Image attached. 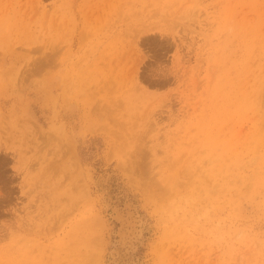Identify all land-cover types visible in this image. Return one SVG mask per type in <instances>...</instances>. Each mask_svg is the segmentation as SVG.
Returning a JSON list of instances; mask_svg holds the SVG:
<instances>
[{
    "label": "rangeland",
    "instance_id": "obj_1",
    "mask_svg": "<svg viewBox=\"0 0 264 264\" xmlns=\"http://www.w3.org/2000/svg\"><path fill=\"white\" fill-rule=\"evenodd\" d=\"M130 206L138 264H264V0H0V264H110Z\"/></svg>",
    "mask_w": 264,
    "mask_h": 264
},
{
    "label": "bare ground",
    "instance_id": "obj_2",
    "mask_svg": "<svg viewBox=\"0 0 264 264\" xmlns=\"http://www.w3.org/2000/svg\"><path fill=\"white\" fill-rule=\"evenodd\" d=\"M180 185L182 186V188H186L188 186V185L186 186V185L179 184V186ZM176 188L177 187H175V186H171L170 188H166L163 184H161V185H159V188L151 187L149 189V191H147L146 196L148 194L150 197L151 193L153 194L155 192H159L160 190H158V189H161V191H160L161 195H159V197H157V198L164 199L165 204L163 207L165 208L166 203H167V206H169L168 207L169 209H175L174 205L176 202V197L178 196V194H180V195L182 194V192ZM150 191H151V193H150ZM124 204H127V203H124ZM159 208H160V206H159ZM134 209H132L130 206V208H128V210H127V213H125L124 211H119L118 213L115 212L117 214V216L114 215V217L118 218L121 221V224H120L119 230L116 232V240L112 246V252L110 253L111 254V257H110L111 259H109L110 264H138V259H136V257L134 256V255H136L134 252H135V249L137 247V244L140 247L144 243L145 238L144 239L142 238V240L140 239V237H141L140 231L141 230L139 228V226H140L139 221H141L140 219H142V218H140V219L138 218V217H140L138 215V213H137L138 216L136 215V213L134 214V212H133ZM166 211H167V209H166ZM113 212H114V210H113ZM176 215H178V214H176ZM145 219H148V218H145ZM143 225H146V224H143ZM148 227H150V226H148ZM143 263H145V262H143Z\"/></svg>",
    "mask_w": 264,
    "mask_h": 264
},
{
    "label": "clouds",
    "instance_id": "obj_3",
    "mask_svg": "<svg viewBox=\"0 0 264 264\" xmlns=\"http://www.w3.org/2000/svg\"><path fill=\"white\" fill-rule=\"evenodd\" d=\"M179 211H195L200 212V219L207 218L212 209L205 207L201 210L200 207H196V200L193 197L184 198L182 206H178ZM216 228L220 229V239L227 241L232 245H239L242 247L254 246L256 243V236L247 227L232 228L225 225L223 222H218Z\"/></svg>",
    "mask_w": 264,
    "mask_h": 264
}]
</instances>
